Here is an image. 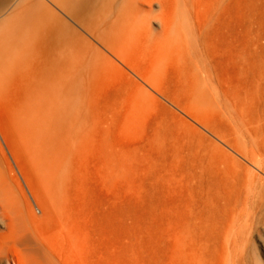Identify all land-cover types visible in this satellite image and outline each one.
I'll use <instances>...</instances> for the list:
<instances>
[{"label":"bare ground","instance_id":"bare-ground-1","mask_svg":"<svg viewBox=\"0 0 264 264\" xmlns=\"http://www.w3.org/2000/svg\"><path fill=\"white\" fill-rule=\"evenodd\" d=\"M251 5L0 0V264H65L74 206L66 192L78 172L71 162L93 126L92 93L102 83L121 78L139 104L147 89L163 95L173 66L197 101H232L215 56L223 47L230 63L238 56L228 35L234 17L248 55ZM172 182L187 220L194 215L185 227L191 264H264V134L218 135L200 151L176 155Z\"/></svg>","mask_w":264,"mask_h":264},{"label":"rangeland","instance_id":"rangeland-1","mask_svg":"<svg viewBox=\"0 0 264 264\" xmlns=\"http://www.w3.org/2000/svg\"><path fill=\"white\" fill-rule=\"evenodd\" d=\"M228 27L238 56L230 63L224 47L215 56L232 89L226 105L197 101L173 66L161 81L163 95L147 89L139 104L129 101L119 77L92 93L93 128L72 159L78 172L66 192L74 206L65 264H191L195 250L185 231L194 215L187 220L183 192L173 187L175 156L200 151L218 135L264 134V0H252L247 56L241 24L234 17ZM192 207L198 209L196 198Z\"/></svg>","mask_w":264,"mask_h":264}]
</instances>
